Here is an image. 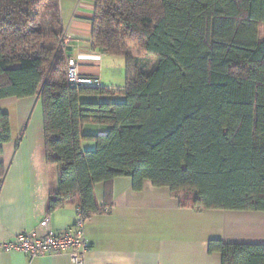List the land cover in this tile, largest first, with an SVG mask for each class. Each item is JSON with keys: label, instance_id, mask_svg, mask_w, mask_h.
Wrapping results in <instances>:
<instances>
[{"label": "trees", "instance_id": "1", "mask_svg": "<svg viewBox=\"0 0 264 264\" xmlns=\"http://www.w3.org/2000/svg\"><path fill=\"white\" fill-rule=\"evenodd\" d=\"M60 1L0 0V102L42 101L46 160L59 170L48 213L75 204L88 222L111 210L120 177L135 191L146 180L170 188L197 211H264V0H89L92 50L126 60L118 92L68 83L63 34L54 21L44 28ZM131 47L156 58L155 67ZM115 95L122 100H83ZM87 125L107 131L87 136ZM11 140L0 109V179ZM85 142L95 149L83 150ZM100 183L103 206L95 198ZM209 252L222 264H264V245L211 240Z\"/></svg>", "mask_w": 264, "mask_h": 264}, {"label": "crops", "instance_id": "2", "mask_svg": "<svg viewBox=\"0 0 264 264\" xmlns=\"http://www.w3.org/2000/svg\"><path fill=\"white\" fill-rule=\"evenodd\" d=\"M60 10L61 22L54 28L73 37L66 49L71 59L79 60V75L99 78V86L108 91H123L126 80L122 84L103 78L106 55L91 48L93 2L61 0ZM104 99L121 101L122 97H83L88 102ZM0 109L9 115L12 135L1 156L5 176L0 179V243L23 232L42 236L41 223L46 218L57 232L70 228L78 217L75 204L52 214L47 211L50 196L59 192V170L46 160L41 99L7 98L0 102ZM106 131L87 125L83 133L98 136ZM82 147L92 151L95 143L85 142ZM95 198L100 206L107 202L103 183L95 186ZM85 236L91 245L85 264H222L221 254L209 252V242L264 245V211H197L182 207L170 188L155 187L146 180L142 190L135 191L131 178L120 177L112 185L111 210L86 222ZM0 264L72 262L67 252L30 259L21 252L0 250Z\"/></svg>", "mask_w": 264, "mask_h": 264}, {"label": "built area", "instance_id": "3", "mask_svg": "<svg viewBox=\"0 0 264 264\" xmlns=\"http://www.w3.org/2000/svg\"><path fill=\"white\" fill-rule=\"evenodd\" d=\"M74 42L70 35L61 37L59 48L62 49ZM80 62L78 59H70L67 65V81L70 85H96L99 86V78H87L79 75ZM86 222L78 209V217L74 224L61 232L51 228L49 219L42 221L44 234L38 236L35 232L19 234L12 241L0 243V250L8 252H21L30 259L45 257L55 253H69L72 264H85L86 255L91 250V245L85 236Z\"/></svg>", "mask_w": 264, "mask_h": 264}, {"label": "rangeland", "instance_id": "4", "mask_svg": "<svg viewBox=\"0 0 264 264\" xmlns=\"http://www.w3.org/2000/svg\"><path fill=\"white\" fill-rule=\"evenodd\" d=\"M89 1V0H88ZM55 13V10L53 12L47 11L46 15H45V20H44V28L47 32H50V26L49 24H51L53 21L57 23H59V21L61 22V10H60V3L59 6L57 8V13L54 15L55 18L52 19V14ZM58 16V19L56 18ZM54 28V27H53ZM66 35H62L61 37H64ZM60 37V38H61ZM261 38L264 39V25L261 27ZM67 46H65L64 48H62L63 50L66 49ZM132 50V54L134 57H138L143 63H145L148 66V69L152 70L155 67V64L157 62L156 58L154 57H148L145 56L144 54H141L139 51H137L134 47H131ZM105 66L103 68V78L105 79H113L114 81H119L122 82V84L125 83L126 80V65H125V57L123 56H105V60H104ZM190 196L192 197V193L191 192H183L182 196L183 197H187ZM187 199V198H186Z\"/></svg>", "mask_w": 264, "mask_h": 264}]
</instances>
